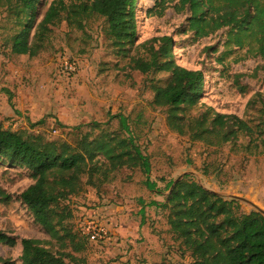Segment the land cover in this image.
I'll list each match as a JSON object with an SVG mask.
<instances>
[{"label":"trees","instance_id":"obj_1","mask_svg":"<svg viewBox=\"0 0 264 264\" xmlns=\"http://www.w3.org/2000/svg\"><path fill=\"white\" fill-rule=\"evenodd\" d=\"M179 13L190 12L186 33L196 41L219 31L228 30L226 53L247 50L249 57L264 59V0H177ZM173 0H157L146 15L163 17ZM43 0H0V47L3 55L37 58L47 52L50 40L58 30L66 36L81 34L87 42L91 24L102 22L103 38L119 60L135 65V54L142 51L146 70L169 75L165 85L151 84L152 104L167 110V124L192 142L210 148L231 146L238 154L259 157L264 154V125L256 128L236 116L223 115L208 108L194 118L187 110L197 109L204 94V76L177 64L174 39L163 37L139 43L138 0H54L45 8ZM42 20L38 23V19ZM119 132L101 123L88 125L91 132L76 128L75 145L55 141L38 133L44 122L32 124L24 132H15L0 121V161L32 173L34 184L20 198L45 231L49 241L24 239L23 264H81L85 259L89 238L82 235L79 221L75 228L73 200L88 191L101 193L114 175L133 170L147 177L149 189L157 190L151 181L152 165L148 155L136 141L128 119L113 116ZM60 126V125H59ZM98 131L95 136L94 132ZM58 132V131H57ZM241 138L248 140L241 143ZM173 183L167 184V190ZM3 202L10 201L5 192ZM157 207L166 214L174 244L190 264H264V217L246 215L236 203L203 190L191 179L176 184L167 205ZM0 245L15 247L17 241L0 232ZM81 258V259H80ZM0 264H12L0 260ZM154 264H176L167 260Z\"/></svg>","mask_w":264,"mask_h":264},{"label":"rangeland","instance_id":"obj_2","mask_svg":"<svg viewBox=\"0 0 264 264\" xmlns=\"http://www.w3.org/2000/svg\"><path fill=\"white\" fill-rule=\"evenodd\" d=\"M53 1L43 0L45 8L41 9V15ZM156 1L138 0V44L171 37L176 45L177 64L203 73L201 105L187 110V117L194 118L212 108L219 114L247 121L254 128L260 123L264 125V59L249 57L247 50L227 54V29L196 41L193 33L185 32L191 13H179L175 8L177 0H173L163 17H148L146 12L155 8ZM41 20L42 16L38 23ZM1 21L0 14V24ZM102 26V22L91 24L92 39L87 42L81 34L69 37L58 30L46 53L34 59L15 57V62L11 61L9 73L22 78L12 81L16 87L15 92L10 91L12 98L17 97L24 104L29 96L36 107L33 114L29 112L33 122L7 114L2 116L5 126L20 133L23 127L30 129L32 124L44 122L36 128L38 133L75 145L79 139L76 128L80 127L85 134L91 132L89 124L101 123L105 129L119 132V123L112 117L123 115L150 159L151 181L159 187V193H167V184L191 167L207 179L214 178L222 190L239 183L237 194L264 208V154L246 157L231 146L210 148L171 130L167 110L152 104L151 90L152 83L161 81L165 85L169 75L148 72L141 62L147 59L143 51L134 55H137L135 65L119 60L103 38ZM8 58H12L9 52ZM69 60L78 64L77 74H68L61 67ZM1 61L4 59H0V76L8 73ZM0 79L8 84L7 78ZM34 183L30 171L0 161V193L5 192L11 198L8 202L0 198V232L17 241L15 247L0 245V260L23 264L24 239L49 241L20 198ZM153 191L143 173L123 170L114 175L101 193L90 189L83 198L73 200L75 228L80 220L96 217L113 236L99 247L88 241L87 251L81 256L85 262L81 264H154L162 260L190 264L189 257H182L179 245L172 240L166 220L168 213L150 205L147 214H143L145 203L152 202ZM237 205L246 215L256 211L246 202Z\"/></svg>","mask_w":264,"mask_h":264},{"label":"crops","instance_id":"obj_3","mask_svg":"<svg viewBox=\"0 0 264 264\" xmlns=\"http://www.w3.org/2000/svg\"><path fill=\"white\" fill-rule=\"evenodd\" d=\"M0 50H1V47H0ZM1 54H3L2 51H1ZM15 57H27V56H12V58H6L5 59V57L3 55L2 56L0 55V59H2V58L4 59V61H1V62H5V63H1V64H3L2 68L7 70L8 65L10 63H12L11 61L15 62ZM27 58H29V57H27ZM7 71H8L7 74L0 76V78L5 77L8 79V84L6 83L7 81H2L0 79V121L2 122V116L8 114L15 119H20V117L22 116V117H24L22 119V121H24L26 118L28 123L33 122L29 118V116H30L29 112L31 114H33V112H34L33 108L36 107V105L33 103V99L30 98L29 96H27L26 98H27L28 103L25 101L23 104V103H21V99H19L17 97H14V99L12 98L10 91L15 92V89H16V87H14V83L12 84V81H15V80L20 81V79H22V78H20V75H14V73H9V69ZM23 110H25L26 112L22 113ZM22 129H24V128H22ZM153 192H154V197L152 198L151 203H154L158 207H160V204H162L164 201H166V198L164 197L166 193H159V190L153 191ZM155 193H159V194L156 195ZM150 205H152V204L145 203L143 214L144 213L147 214L148 209H150V208H148V206H150Z\"/></svg>","mask_w":264,"mask_h":264},{"label":"water","instance_id":"obj_4","mask_svg":"<svg viewBox=\"0 0 264 264\" xmlns=\"http://www.w3.org/2000/svg\"><path fill=\"white\" fill-rule=\"evenodd\" d=\"M185 178L191 179L193 182H195L197 185H199L203 190L207 191L208 193L224 200L227 203H236V204H243L244 202L250 204L256 211L254 214H259L264 217V208L259 206L256 203L249 202L245 199H242L240 195L237 194V191L240 187L239 183H234L225 187L223 190L218 186L214 178L207 179L204 174L196 173L195 170H193L191 167L187 168L186 171L179 175L178 178L173 182V186L168 190V192L165 194L166 201H164L162 204H160V207L163 205H167L169 202V198L173 193V190L179 182L184 180ZM159 187L156 191H158ZM237 195H236V194ZM253 214V213H251ZM251 214H247L248 216Z\"/></svg>","mask_w":264,"mask_h":264},{"label":"built area","instance_id":"obj_5","mask_svg":"<svg viewBox=\"0 0 264 264\" xmlns=\"http://www.w3.org/2000/svg\"><path fill=\"white\" fill-rule=\"evenodd\" d=\"M61 67L68 74H77L79 72V66L76 61H66ZM22 130L24 132L25 128ZM81 232L83 236L88 237L90 242L97 247L110 242L113 238L108 227L103 225L101 220L96 217L84 219L81 225Z\"/></svg>","mask_w":264,"mask_h":264},{"label":"flooded vegetation","instance_id":"obj_6","mask_svg":"<svg viewBox=\"0 0 264 264\" xmlns=\"http://www.w3.org/2000/svg\"><path fill=\"white\" fill-rule=\"evenodd\" d=\"M156 195H158L159 193H155Z\"/></svg>","mask_w":264,"mask_h":264}]
</instances>
